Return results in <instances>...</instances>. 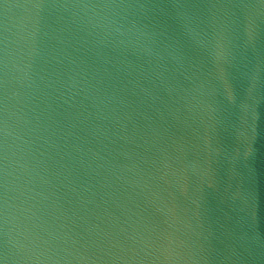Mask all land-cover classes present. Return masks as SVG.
<instances>
[{
    "label": "water",
    "instance_id": "water-1",
    "mask_svg": "<svg viewBox=\"0 0 264 264\" xmlns=\"http://www.w3.org/2000/svg\"><path fill=\"white\" fill-rule=\"evenodd\" d=\"M0 264H264V0H0Z\"/></svg>",
    "mask_w": 264,
    "mask_h": 264
}]
</instances>
